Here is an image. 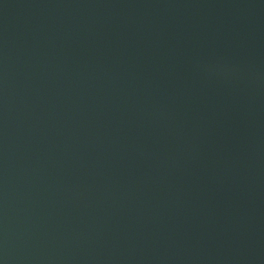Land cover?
<instances>
[{"label": "water", "instance_id": "water-1", "mask_svg": "<svg viewBox=\"0 0 264 264\" xmlns=\"http://www.w3.org/2000/svg\"><path fill=\"white\" fill-rule=\"evenodd\" d=\"M0 264H264V0H0Z\"/></svg>", "mask_w": 264, "mask_h": 264}]
</instances>
